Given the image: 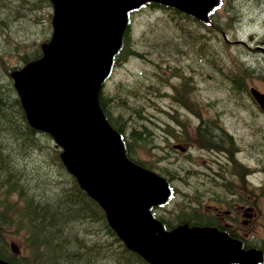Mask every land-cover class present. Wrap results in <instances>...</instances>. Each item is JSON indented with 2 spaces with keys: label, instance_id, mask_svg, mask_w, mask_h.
Segmentation results:
<instances>
[{
  "label": "trees",
  "instance_id": "16d2710c",
  "mask_svg": "<svg viewBox=\"0 0 264 264\" xmlns=\"http://www.w3.org/2000/svg\"><path fill=\"white\" fill-rule=\"evenodd\" d=\"M219 1L225 5L224 11L219 14L215 9L211 10L206 21L157 1H148L133 12L142 9L160 12L161 19L166 24L164 26L161 21H157L155 27L149 31V37L179 31L176 35L173 34L170 38L173 41L170 43L176 46L182 42V45L185 44L190 49V54L194 53L191 58L193 65L188 67L189 74L196 78L206 75L211 78L215 75L212 78L216 83V71L220 69L224 74L222 82L225 90L238 97L245 88L239 76L244 73V68L249 67L242 64L237 66L236 63L234 67L233 64L228 66L221 42H224L223 34L229 28L226 23L239 5L237 0ZM258 1L264 7V0ZM228 6L231 10L227 9ZM50 9L49 0H0V260L9 264H148L125 247L108 225L102 209L67 172L60 158L61 149L50 135L29 125L13 87L10 72L42 55V46L51 34ZM24 28L30 30L33 36L28 38L21 35ZM187 28L191 29L190 33ZM131 30L130 20L123 34L121 47L113 58L108 79L126 56L139 55L131 46ZM205 30L208 31L207 37ZM38 38H41L40 42ZM160 40L162 41L161 38L157 40L159 48ZM159 48L155 46L152 51ZM175 51L179 53L178 49ZM240 51L246 53L243 46ZM243 54L236 52L238 59L246 58ZM11 55H16L15 65L7 62ZM166 55L170 56L171 52H166ZM213 61L217 62L216 65ZM152 68L159 75L156 66L152 65ZM141 83L143 82L139 80L132 90V86L127 84H118L109 91L102 88L98 104L109 125L120 134L127 158L170 182L169 174L172 175V180H176L183 170L192 171L194 167L182 165L179 160L175 161L176 150L172 147L165 152L164 149L157 148L155 137L145 125L141 113L143 103L149 96L145 98L139 91L152 88L155 95L159 90L154 82H149L147 87L140 86ZM172 86L167 93V96L174 97L170 108L178 109L173 112L167 110V114L173 118L171 122L186 114L185 111L196 112L198 121L192 134L197 138L195 142L200 144L201 149L198 150L230 156L235 142L226 135L219 114H215V111L214 114H202V100L200 107L195 108L198 102L194 97V87L183 82ZM178 94L181 96L179 99L175 98ZM174 127L177 128L175 125ZM184 128L186 137L188 130L187 127ZM168 134L164 142L172 138L180 143L181 135L178 131L169 129ZM220 137L228 138L226 151L221 150L223 146L219 142ZM141 150L151 152L155 157L153 162L136 157L137 151ZM192 161L195 162V159ZM230 161L235 164L234 157H230ZM171 168L177 169L175 174ZM193 174L189 178L199 180ZM170 187L169 201L175 198V189L171 185ZM196 190L197 187L193 186L185 191L182 194L185 200H176V208L167 205L153 207V217L166 230L177 225L213 226L216 222L213 216L198 212L196 206L199 201L193 200ZM13 238H16L17 244L12 241ZM12 245L17 251L12 249Z\"/></svg>",
  "mask_w": 264,
  "mask_h": 264
},
{
  "label": "water",
  "instance_id": "95a60500",
  "mask_svg": "<svg viewBox=\"0 0 264 264\" xmlns=\"http://www.w3.org/2000/svg\"><path fill=\"white\" fill-rule=\"evenodd\" d=\"M147 0H50L52 35L41 58L11 73L27 121L48 133L81 189L105 213L127 249L149 264H255L259 256L211 228L165 231L149 211L169 196L167 182L125 155L98 106L127 13ZM205 19L217 0H155ZM264 111V93L250 90ZM0 264H7L0 261Z\"/></svg>",
  "mask_w": 264,
  "mask_h": 264
},
{
  "label": "rangeland",
  "instance_id": "374dc122",
  "mask_svg": "<svg viewBox=\"0 0 264 264\" xmlns=\"http://www.w3.org/2000/svg\"><path fill=\"white\" fill-rule=\"evenodd\" d=\"M237 4L239 6L235 7L230 21L226 23V25L229 26L228 31L226 32L228 39H239L244 40L247 43H252L254 38H257L263 43L264 7L259 4L258 0H237ZM230 6L227 8L228 10H231ZM223 11L222 6L217 13L222 14ZM161 15L162 14L160 12L148 11L146 9L134 12L131 15L132 30L130 32V41L131 46L138 51L139 55L132 54L130 56H126L122 62L114 68L112 77L107 81L103 89L109 91L118 84H127L129 87L132 86V88H130L132 90L136 87L139 80L143 82L140 86L143 85L144 87H147L149 82L157 84L159 92L155 95L152 88L148 90L142 89L139 91L141 96L145 98L146 96H149L143 103L144 108H142L141 113L143 115L145 125L150 128L152 135L155 137V144H157V148L164 149L163 151L165 152L169 149V146L172 143H178L172 138L164 142V139H166L165 136L168 137L169 135V129H173V131H175L172 125H175L177 128L188 127L193 125L192 122L195 121L197 117L195 116L196 112L192 113L191 111H185L187 114H182V116L175 118L173 124L166 123L173 121V118L167 114V110L173 112L174 109H178L170 108L174 97L167 96V93L171 91L173 84L179 85L182 83L181 78L183 75H186L187 77L190 75L188 67L193 65V59L191 58L194 53L190 54V49H187L185 44L182 45V42L179 44L177 43L178 45L176 46L170 43L173 41L170 38L173 37V34L176 35L179 31H176V33L164 32V34L159 35V37H149V31L155 27L157 21H161L165 26L166 23L163 19H161ZM190 28H187L189 33L192 29ZM22 31L23 33L21 35L23 36L28 38L33 36L32 33H30V30H26L24 28ZM204 33L207 37L208 31L205 30ZM250 37L252 38L249 39ZM160 38L163 42H168L163 43L160 40L161 48L158 47L159 42L157 41ZM38 39L40 42L41 38ZM221 44L223 45L222 48L225 52H223V54L224 59L227 61V65L231 66L233 64L234 67L236 63L238 64L237 66H239L241 59H238L236 52L243 54V52L240 51L241 47H236V45L224 42H221ZM155 46L159 48V50L156 49V51H152V48H155ZM260 47L262 49L256 52L255 49H252L249 53L243 54L246 58H248L246 63L248 65H252V70L247 69V67L246 69L244 68L242 79H244L245 88L242 89V93H240L238 97L232 96L231 93L225 90L222 82L224 74L220 69H217L216 71V83L213 82L212 78L215 77V75L211 76V81L196 78L197 85L194 87V97L198 104L195 108L198 109L200 107L202 100V114H214V111L215 114L216 112L219 114L222 120L221 124L227 131L233 133L236 139L234 148H241V145L242 147H249L251 144L255 147L257 142L254 141L257 139L264 142V115L248 96L250 95L249 88L251 87L264 92V46ZM175 49H178L179 53H176ZM150 50L152 51V54H149ZM168 51L171 52L170 56L166 55V52ZM12 52H14V50H12ZM187 52L188 54L186 55L185 53ZM257 55H262L263 57L259 59ZM7 62H12V65H15L16 55H11ZM216 63L217 62L213 61V64L216 65ZM152 65L156 66V71L159 75L155 73ZM176 67L177 69H175ZM175 98L179 99L181 96L178 94ZM212 119L213 118H210V120ZM195 141L196 138L193 134L187 135L186 137L181 135L179 145L186 148L189 147L192 149V153L190 154V158H186L184 153L176 151L174 152V155H176L174 158L175 161L179 160L182 165H192L196 168L198 164L201 163V159L198 158V148L200 147V144ZM239 143L241 145H239ZM243 151V153H238L237 155L233 154L234 162L242 167L248 166L247 177L250 180L257 181L259 178L261 181L260 184L262 189L258 191L256 188L255 190L257 194H260V198L258 199L259 206L254 210L255 219L252 227H255L256 231L262 234L263 228H261V226L264 225V168L262 170H254V164H257L259 159L264 161V149L256 153L247 148ZM136 154V157L149 162H153L155 158L151 152H147L145 150L137 151ZM191 158L195 159V163L191 161ZM175 163L176 162H174V164ZM238 167L239 166H237V168ZM176 170V168H171V171L174 174ZM239 176L241 177V173ZM168 177L171 181L172 175L169 174ZM172 181L171 185L173 186V189H175V198L169 202V205L175 206L176 200L179 198L184 199L182 194L184 195L185 191H189L190 188L179 185V181ZM186 201L190 200L186 199ZM197 205L198 212L201 214L207 207H212L213 203L206 198L200 201ZM221 205L226 206L224 203H221L220 206ZM12 241L17 244L16 238H13Z\"/></svg>",
  "mask_w": 264,
  "mask_h": 264
},
{
  "label": "flooded vegetation",
  "instance_id": "af4514ba",
  "mask_svg": "<svg viewBox=\"0 0 264 264\" xmlns=\"http://www.w3.org/2000/svg\"><path fill=\"white\" fill-rule=\"evenodd\" d=\"M182 82L185 85L195 87L197 85L196 77L189 75L182 76ZM202 120L199 124H201ZM183 133H186V128H181ZM226 135L232 139L233 137L226 133ZM197 136V135H196ZM226 137H220L219 142L223 146L221 150L226 151L225 147L228 145ZM221 146V147H222ZM249 149L252 152H258L264 149V142L257 139L256 146L252 144L247 147L243 146L239 150L243 153L244 149ZM205 151V150H203ZM200 154H202V152ZM238 152V153H239ZM209 155H200L201 163L193 170H183L179 176V184L184 187L196 186L194 201H202L204 199L210 200L213 203L211 213L214 215L218 222L223 224V230L231 238L240 242V248L244 251L254 250L260 256L261 259L256 264H264V225L263 233L260 234L256 231L255 227H252L255 219L254 210L259 206L258 199L260 194L256 193L262 189L260 180H250L247 177L248 166L242 167L237 164H233V161L229 162V159L233 158L231 155L224 153H217L213 151L206 152ZM237 166H239L237 168ZM254 170H262L264 168V161L258 160L257 164H254ZM194 173V174H193ZM241 173V177L239 174ZM193 174L195 178H189ZM226 204V207L221 205ZM231 264H239L237 262Z\"/></svg>",
  "mask_w": 264,
  "mask_h": 264
},
{
  "label": "bare ground",
  "instance_id": "6f19581e",
  "mask_svg": "<svg viewBox=\"0 0 264 264\" xmlns=\"http://www.w3.org/2000/svg\"><path fill=\"white\" fill-rule=\"evenodd\" d=\"M133 142V141H132Z\"/></svg>",
  "mask_w": 264,
  "mask_h": 264
}]
</instances>
